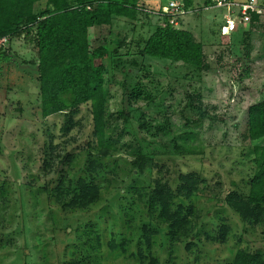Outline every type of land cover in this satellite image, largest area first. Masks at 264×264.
Masks as SVG:
<instances>
[{
  "label": "rangeland",
  "instance_id": "1",
  "mask_svg": "<svg viewBox=\"0 0 264 264\" xmlns=\"http://www.w3.org/2000/svg\"><path fill=\"white\" fill-rule=\"evenodd\" d=\"M223 1L192 0L198 11L178 18L177 28L202 43L205 69L142 55L163 26L157 15L113 17L89 30L91 49L107 46V58L96 61L113 141L106 157L94 149L89 103L72 116L42 115L34 29L0 39V264H231L241 249L264 260V223L246 224L226 203L232 193L247 196L253 149L264 147V138H247V110L264 100V21L221 36L227 13L215 5ZM166 3L138 0L148 12ZM189 173L202 180L191 229L172 238L145 203L156 180L175 193L178 176ZM79 179L99 198L71 208ZM188 203L175 197L172 209ZM222 225L225 241L211 240ZM145 231L154 232L149 249Z\"/></svg>",
  "mask_w": 264,
  "mask_h": 264
},
{
  "label": "trees",
  "instance_id": "2",
  "mask_svg": "<svg viewBox=\"0 0 264 264\" xmlns=\"http://www.w3.org/2000/svg\"><path fill=\"white\" fill-rule=\"evenodd\" d=\"M42 1L44 10L38 11L37 7ZM184 4L186 9H192V0H184ZM139 12H145L148 16L156 12L163 24L145 41L141 52L143 56L181 62L198 69L206 68L202 43L196 41L190 31L170 25L168 17L162 16L161 8L148 12L139 6L138 0H0V39L17 36L25 29L35 31L42 115L68 112L72 116L81 105L89 103L94 149L101 157L108 156L113 146V141L107 139L104 132V66L96 63L107 58V46L102 44L91 49L89 30L110 26L113 17L133 21ZM251 21L257 22L258 16L253 14ZM245 52L248 53V45ZM135 95L138 97L139 93ZM70 121H67L65 131L69 130ZM247 138H264V100L247 110ZM253 153L255 170L249 180L247 196L232 193L226 203L243 222L255 226L264 223V147H254ZM70 160L71 156H66L65 162ZM88 167L91 171L96 169L92 160L88 162ZM178 180L175 193L167 183L156 180L145 203L157 224L168 226L172 238L185 236L190 231L194 216L190 202L202 182L194 173L181 174ZM71 194L66 204L71 208H86L99 198L98 188L83 179L77 180ZM175 197H183L189 203L186 206L175 204V209H172ZM153 233L145 231L143 234L148 249ZM226 233L227 228L222 225L219 235L211 240L224 242ZM231 264H264V260L261 254H251L241 249L235 253Z\"/></svg>",
  "mask_w": 264,
  "mask_h": 264
},
{
  "label": "built area",
  "instance_id": "3",
  "mask_svg": "<svg viewBox=\"0 0 264 264\" xmlns=\"http://www.w3.org/2000/svg\"><path fill=\"white\" fill-rule=\"evenodd\" d=\"M216 7L225 9L227 13L224 17V24L220 28V34L223 36H229L238 27L250 23V14L255 13L260 15L262 12V8L259 7L255 0H224L216 4ZM197 11V9H186L184 0H167L166 5L161 8L162 16L168 17L169 24L175 27H178V18L196 13ZM152 14L157 15L158 13L152 12Z\"/></svg>",
  "mask_w": 264,
  "mask_h": 264
},
{
  "label": "crops",
  "instance_id": "4",
  "mask_svg": "<svg viewBox=\"0 0 264 264\" xmlns=\"http://www.w3.org/2000/svg\"><path fill=\"white\" fill-rule=\"evenodd\" d=\"M231 1V0H230ZM233 1V0H232ZM238 1H243V0H238ZM257 3H258V5H259V7H261L262 8V12H261V14L260 15H258V14H255V13H252V14H250V18H251V20H252V15L253 14H255V15H257L258 16V21L257 22H254V24H258V25H261L262 23H263V19H264V17H263V5L262 4H260L259 3V1L258 0H255ZM208 7H210V5H208ZM208 7H205L204 9H206V8H208ZM215 7H216V5H215ZM217 8H219V7H217ZM223 9V8H222ZM251 22L252 21H250V23H247V24H244V25H249V24H251ZM243 25V26H244ZM223 26V25H222ZM221 28V27H220ZM241 29V27H238L237 29H236V31L235 32H233L231 35H229V36H233V34H235V33H237V31L238 30H240ZM219 33H220V29H219ZM221 35V34H220ZM252 35V34H251ZM221 36H223V35H221Z\"/></svg>",
  "mask_w": 264,
  "mask_h": 264
},
{
  "label": "clouds",
  "instance_id": "5",
  "mask_svg": "<svg viewBox=\"0 0 264 264\" xmlns=\"http://www.w3.org/2000/svg\"><path fill=\"white\" fill-rule=\"evenodd\" d=\"M222 27V26H221Z\"/></svg>",
  "mask_w": 264,
  "mask_h": 264
}]
</instances>
